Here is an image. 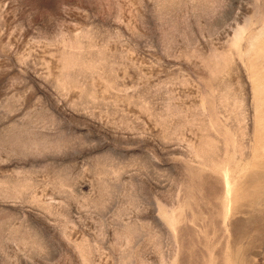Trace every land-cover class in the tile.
<instances>
[{
    "label": "rangeland",
    "instance_id": "obj_1",
    "mask_svg": "<svg viewBox=\"0 0 264 264\" xmlns=\"http://www.w3.org/2000/svg\"><path fill=\"white\" fill-rule=\"evenodd\" d=\"M0 264H264V0H0Z\"/></svg>",
    "mask_w": 264,
    "mask_h": 264
}]
</instances>
